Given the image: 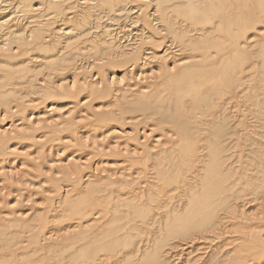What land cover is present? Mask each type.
Wrapping results in <instances>:
<instances>
[{
    "label": "bare ground",
    "instance_id": "1",
    "mask_svg": "<svg viewBox=\"0 0 264 264\" xmlns=\"http://www.w3.org/2000/svg\"><path fill=\"white\" fill-rule=\"evenodd\" d=\"M0 264H264V0H0Z\"/></svg>",
    "mask_w": 264,
    "mask_h": 264
}]
</instances>
